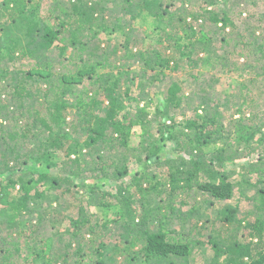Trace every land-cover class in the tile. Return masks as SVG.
<instances>
[{
	"label": "trees",
	"instance_id": "obj_1",
	"mask_svg": "<svg viewBox=\"0 0 264 264\" xmlns=\"http://www.w3.org/2000/svg\"><path fill=\"white\" fill-rule=\"evenodd\" d=\"M177 1H55L51 13L40 17V0H1L0 226L5 225L9 231L0 235V264H17L16 255L23 264H193L194 248L201 242L177 239L166 231L168 214L163 210L172 208L169 203L152 207L151 194L160 186L149 172L155 165L162 169L166 166L167 171L162 181L165 189L159 195L169 193L174 197L177 192L195 186L214 204L234 199V174L256 175L259 187L257 197L252 198L254 209L242 218L238 217V204L221 212V220L233 229L228 236L229 245L220 248L212 238L208 243L215 251L210 264H264V124L252 125L246 113L239 110L241 117L232 133L227 134L220 111L217 107L212 111L208 104L210 85L200 89L202 97L193 116L179 123L175 112L183 108L184 97L180 95L182 83L174 82L156 108L159 139L143 144L142 151L128 159L113 158V153L129 147L135 128L140 127L148 134L152 122L146 110L139 109L136 115L125 112V100L131 89L128 87L122 93L121 78L132 75V65H111V56L118 55L117 47L110 53L109 46L93 43L101 33L125 32L126 28L115 23L121 17L135 22L148 14L166 25L163 44L137 52L144 73L155 74L151 75L154 80L167 71L179 70L180 63L171 56L173 52L181 60L187 59L189 67L200 68L215 57L222 68L233 71L231 56L217 55L212 49V37L203 31L206 20L222 31L234 29L227 11L205 8V13L199 15L183 14L179 8L174 10ZM219 2L226 4L227 0H209L208 6L215 8ZM199 22L202 25L198 29ZM12 28L22 33V41L9 35ZM181 33L186 35L185 42ZM125 36L122 50L127 54L131 48L130 30ZM243 43L245 48L249 47ZM259 48L258 61L262 65L247 66L246 72L255 71L262 76L264 45ZM55 50L60 58L69 50L73 56L52 61L50 57ZM7 59L9 63L4 64ZM27 60L31 64L24 69ZM99 68H111L117 74L100 75ZM57 74L60 77L54 81ZM193 77H199V73ZM86 78L95 89L77 92ZM44 81L48 82L45 90L41 89ZM52 90H57L55 94L59 96L54 101L50 100ZM27 100L36 105L26 106ZM11 121L15 122V128L7 130ZM170 142L175 144L177 157L164 152ZM235 144L243 147L235 150ZM214 146L217 147L213 151L205 150ZM94 153L96 158H91ZM131 158L142 163L144 171L127 183ZM242 159L248 163L240 166L239 171L227 169L228 164ZM202 174L204 180L200 181ZM100 180L122 182L113 193L103 191L98 184ZM243 181L256 187L248 180ZM17 187L19 190L9 199L10 190ZM133 187L136 192H132ZM57 191L59 194H53ZM138 192L144 200L142 214L135 203ZM69 196L72 202H66ZM93 207L104 210L117 207L118 217L105 221L90 211ZM70 210L76 214H68ZM154 210L158 213L152 215ZM20 223L27 224L28 232L21 230ZM47 223L53 230L52 236L41 239L38 235H46L43 229ZM113 224L120 227L115 231L118 236L115 244L109 241V237H115L110 234ZM15 235L17 241L12 242ZM22 235H26L27 254L19 241ZM53 235L69 237L59 252H55ZM222 257L224 263L218 260Z\"/></svg>",
	"mask_w": 264,
	"mask_h": 264
},
{
	"label": "rangeland",
	"instance_id": "obj_2",
	"mask_svg": "<svg viewBox=\"0 0 264 264\" xmlns=\"http://www.w3.org/2000/svg\"><path fill=\"white\" fill-rule=\"evenodd\" d=\"M55 1L63 3L67 0H40V9L39 16L44 17L48 16L51 13L52 9L56 6ZM209 0H178L176 2V7L180 9V12L183 11V14L192 13L199 15L205 13L204 9L208 10L215 9L225 10L229 14L231 20L234 22V29L229 27L227 30L216 28L208 20L205 21V28L203 29L204 33L208 34L213 39L212 49H215L217 55H228L231 56V63L234 65L233 71L222 68L220 62L216 63L215 57L204 55L205 58H211L210 64H204L200 68L189 67L187 59H180L178 53H172L171 56L180 63L179 70L177 72L167 71L164 76H160L158 80H154L155 75L152 72L150 74H145L142 63L139 62L137 52L139 50H145L148 46H155L163 44L162 38L166 30L165 24H160L155 17H152L148 14H144L142 19H138L133 22L129 18L121 17L115 23L121 25V27L126 28L127 32L130 30L131 33V48L130 51L125 54V51L122 48L126 41L125 33L126 31H119L116 33H101L97 41L93 43L100 42L102 46H109V52L113 53L114 49L117 47L118 55H112L110 59L111 65H132V75L128 77L123 75L121 78V88L122 93H125L126 89L129 87L131 90L129 96L125 100V112L132 113L136 115V112L140 109L146 110L148 113L151 124L148 127V134H144L143 130L140 127H137L133 130L132 140L128 148H121L118 150L117 154L113 153V158L123 159L131 157L134 153H140L142 151L143 144L148 145L150 141L157 140V124L156 122V108L161 99H165L167 96L168 89L172 86L174 82L180 81L182 83V93L183 96L182 107L180 111H176L178 117V122L193 116V110L200 102L202 93L199 92L202 87L207 88L209 85L211 88L208 89V104L211 110H215L216 107L220 111L221 121L225 125V131L227 134L232 133L234 130L236 122L240 119L239 110H243L246 113V119L250 120L252 125H262L264 124V75L257 76L256 72H246L247 66H251L257 63L262 65L260 59L259 47L261 44L264 45V0H227L226 4L219 2V5L215 8L208 6ZM1 2V0H0ZM190 19V18H189ZM188 21L190 22V20ZM114 23L113 20H111ZM202 23H197L196 27L199 29ZM130 26V27H129ZM220 27V26H219ZM9 35L13 39L22 41V33L18 30L9 31ZM180 37L182 42H185V33H181ZM243 41L249 45L245 48ZM66 59L70 56L72 57V50H69L66 55ZM63 56V57H64ZM197 56V55H196ZM195 56V59L197 57ZM202 56V55H201ZM200 56V57H201ZM62 57V58H63ZM59 57L58 50L52 52L50 60L59 62L63 60ZM66 62V61H65ZM9 60H5L4 64H8ZM24 69L31 64L28 60L26 62ZM61 69L58 68V70ZM63 71V70H62ZM199 73V77L194 78L193 76ZM60 74V73H59ZM57 74L54 77V81H57L60 75ZM98 74L100 75H116V70H111V68H99ZM194 74V75H193ZM136 76L137 78H132ZM130 78H132L130 80ZM88 78L85 79L84 85H79L76 89L77 92L88 88L91 91L95 89L92 84H90ZM141 84L144 85V88L140 87ZM48 82H41V89L47 87ZM57 90H52L50 95V100L54 101L59 98L56 96ZM72 100V97H68ZM36 105L33 100H27L25 105L32 107L31 105ZM28 123H32V120ZM21 125L22 128L26 127V123L23 122ZM15 128V122L11 121L7 127V130H13ZM180 129V127L178 128ZM261 135L258 134L257 139H260ZM159 139V138H158ZM27 146L26 144H24ZM217 146L205 148L206 151H213ZM243 146L239 147L234 145V149H241ZM175 144L167 143L164 147V152L170 156L177 157L174 153ZM94 152V150L92 151ZM210 154V153H208ZM127 155V156H126ZM210 156V155H209ZM91 158H96V153L90 155ZM128 159V158H127ZM248 161L245 159L239 160L236 163L228 164L227 169L229 171L237 170L239 171L240 166L247 164ZM130 168V174L127 176L126 181L130 183L133 181L134 177L139 176L143 172V164L137 162L134 158H131L128 162ZM28 167L25 166L24 169ZM53 172H56L53 169ZM151 174L155 175L154 183L160 184L158 190L152 192L151 199L154 200L152 207L158 205H165L169 203L172 208L166 207L163 213L168 214V223L166 224V231H170L177 239H192L194 244L195 242H201L196 244L194 252L192 254L193 264H210L214 259L215 251L211 244L208 241L212 238V241H215L218 244V247L224 248L229 245V237L233 234V229L225 224L222 221L221 212L224 211L227 207L236 206L238 204L239 211L238 217L242 218L248 211H251L255 207V201L252 198L257 197V184L258 177L256 175H251L248 177L243 176L242 174L236 173L233 175L232 181L235 182V196L232 201L218 202L216 204L211 203L206 195L194 188L186 190L185 192H177L174 194V197L169 193H164L159 195V191L165 189L163 184V179L166 177V166L165 169H162L160 166H152L149 170ZM86 177L89 174H85ZM204 175L200 181L204 180ZM244 180L250 181L254 187H251L249 183L245 185ZM115 181L100 180L98 184L102 186L103 191H112L115 193L119 183ZM32 189V188H31ZM19 187L15 191L10 190L9 199L13 198ZM136 188H132V192H136ZM53 194H59L55 192ZM138 196L135 198V203L139 212L142 214L144 207V200L142 199V194L137 193ZM251 199V200H250ZM66 202H72L73 198L68 197ZM44 205H47L44 202ZM77 211L76 209H74ZM74 210H70L68 214H76ZM92 213L100 215L105 221H111L118 217L117 211L118 208L114 207L112 209L104 210L98 208H90ZM158 213L156 210L153 211L152 215ZM24 218V217H22ZM28 219V218H26ZM30 219V218H29ZM21 225V223H20ZM110 228V234H114L115 237H109V241L115 244L118 241V236L115 235L116 225L113 224ZM29 227L27 224L21 225V230L28 232ZM117 229H120L118 227ZM46 235L41 236V239H46L52 236L53 230L50 227V224L47 223L46 227L43 229ZM157 230V227L155 228ZM9 228H6L5 225L0 226V235L7 233ZM25 232V233H26ZM5 235V234H4ZM12 242H16V237ZM25 236H21V245L24 249V254H27ZM54 236V235H53ZM69 237L63 236H54V249L55 252L61 251L65 244L67 243ZM53 239V238H52ZM120 241V240H119ZM125 245L124 241H120ZM51 243V240H50ZM17 264H23L22 258H19L16 255ZM220 262L224 263V257L218 259Z\"/></svg>",
	"mask_w": 264,
	"mask_h": 264
}]
</instances>
